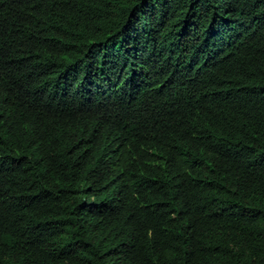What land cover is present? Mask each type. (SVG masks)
I'll return each instance as SVG.
<instances>
[{
  "label": "trees",
  "instance_id": "obj_1",
  "mask_svg": "<svg viewBox=\"0 0 264 264\" xmlns=\"http://www.w3.org/2000/svg\"><path fill=\"white\" fill-rule=\"evenodd\" d=\"M0 264H264V0H0Z\"/></svg>",
  "mask_w": 264,
  "mask_h": 264
}]
</instances>
